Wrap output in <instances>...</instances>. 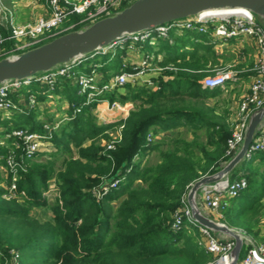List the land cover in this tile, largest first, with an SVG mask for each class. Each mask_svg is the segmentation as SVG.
<instances>
[{"label": "trees", "instance_id": "obj_1", "mask_svg": "<svg viewBox=\"0 0 264 264\" xmlns=\"http://www.w3.org/2000/svg\"><path fill=\"white\" fill-rule=\"evenodd\" d=\"M1 3L5 9L13 5L12 0H1ZM81 19L71 16L75 23ZM81 29L78 26L71 32ZM10 33L9 25L2 29L3 37H9ZM13 45L14 41H7L3 47L9 49ZM122 55L124 51L113 57L111 53L105 55L102 68L105 81L128 71L123 67ZM196 55L197 50L176 53L166 60V66L172 64L178 70L165 72L158 82L159 90L127 84L121 88L123 93L116 89L104 94L100 99L111 103L137 104L120 123L99 125L92 113L96 104H86L87 97L78 95L79 87L71 83V78L58 81L57 86H64L69 97L71 119L54 132L52 151L38 154L29 162L27 172L21 174L20 198L4 199V185L10 179L0 170V251L5 256L12 250L19 252L20 264L210 262L213 256L199 245L203 236L197 227L185 221L180 231L172 229L174 215L183 209L191 185L206 174H215L232 158L226 156L231 137L228 124L217 118L213 108H206L207 99L218 92L203 89L200 81L204 75L189 72L202 70L187 61H195ZM97 59L94 57L85 63L93 66ZM114 60L118 63L115 71L110 68ZM81 66L75 69L81 72ZM78 108L80 112L74 115ZM31 113L15 116L13 129L43 133L44 123L34 121ZM2 123L7 125V121ZM118 126L123 127L122 141L114 151L105 152L102 144L111 139L110 133ZM184 127L193 131V141L164 137L148 145L150 133L157 136ZM200 131H205V143L199 141ZM166 142L170 149L160 151L157 164L136 163V157L143 151L160 150ZM7 152L6 146L0 145V169ZM48 154L51 158L44 161L43 156ZM63 156L66 158L62 168L57 169L56 161ZM257 161L264 162V152L239 165L241 172L248 173L243 175L248 188L224 212V223L230 227L241 225L248 232L252 228L251 220L242 223L240 219L250 217L251 213L257 216L264 197V180L257 179L253 167ZM121 178L125 179L118 188H112L101 199L94 196L96 187ZM52 184L58 188L59 197L46 196ZM36 209H46V219H38L33 213ZM0 264H4L1 255Z\"/></svg>", "mask_w": 264, "mask_h": 264}, {"label": "built area", "instance_id": "obj_2", "mask_svg": "<svg viewBox=\"0 0 264 264\" xmlns=\"http://www.w3.org/2000/svg\"><path fill=\"white\" fill-rule=\"evenodd\" d=\"M44 1L48 10L47 17L39 18L35 23L18 26L14 25L13 21L10 19L9 28L11 33L9 37L5 38L3 37L2 29L7 26L5 27L3 24L2 11H4V9L0 0V60L4 58H14L22 52H25L24 48H31V45L40 42L42 40L40 38L41 36L56 30L73 15H83L85 19L73 25L70 28L72 30L78 26L90 25L102 18L113 16L120 12L126 4L130 5L136 0H85L80 5L74 6H70L65 0ZM210 27L213 29L212 35L218 40L228 42L240 36H247L254 39L260 48V56L255 67L256 77L251 85L250 92L241 100L238 111L232 118L233 133L227 142L226 156L233 157L245 140L251 117L264 107V26L259 23L253 15L234 14L221 18H205L200 15L185 20L175 21L159 26L153 31L124 37L113 43L109 48H105L91 55L89 58L92 59L96 55L106 54L107 50L115 48L124 49L130 45V43H145L154 38V36L158 39L166 38L170 31L174 29L209 34ZM23 39H28L33 44L30 43L31 45L24 44L20 46L19 43H21ZM7 41H14L13 47L9 49L4 48L3 45ZM81 64L82 60H78L61 65L50 72L38 74L31 79L6 82L0 87V111H9L12 107L14 109H19L10 98L9 93L11 91H19L21 88L29 87L33 83L46 85L50 91H54L58 81L64 77L71 78L75 81L79 87L78 95L87 97L86 104L98 99L99 102H103L100 98H102L104 94L122 88L127 84L135 85L139 83L141 77L152 68L151 56L146 55L141 65L135 68L133 72H123L100 85L98 81L99 73H97V71L80 72L75 69ZM164 70L177 72L178 69L174 66H168ZM232 78L233 75L231 72L220 71L212 76L205 77L201 84L204 89H224L228 81ZM147 83L150 88L155 90L160 89L159 85L153 80H149ZM36 99V97H31V103L34 104ZM109 106L112 110H126L125 107H121L119 102L109 103ZM79 112L80 108L76 109L74 115ZM70 119L71 118H68L67 120L69 121ZM58 128V125L46 124L43 133L30 132L27 129H15L5 134V139L12 141V146L8 147L9 151L4 157L5 167L1 169V172L10 179L9 186L6 188L4 194V199L14 200L20 198L18 195V182L21 174L27 172L29 162L35 159L38 154L43 151H50L49 147L52 146V134ZM122 128L123 127L120 128L117 137H112L110 140L103 142L102 147L105 152L114 151L117 145L121 143ZM155 140L156 136L150 133L147 137L148 145L152 144ZM261 152H264V124L257 131L254 141L249 148L246 160H251L257 153ZM123 179L125 178L103 183L99 188L93 190L94 196L97 199H101L112 188H118ZM247 188L248 181L244 176H240L234 181H230V179L226 181L223 180L216 183L211 190L204 194L203 202L208 210L215 212L222 219L224 217L223 212L228 207L229 200L238 198ZM53 192L56 193L54 194L55 196L59 197L58 188H50L46 196L48 193ZM183 203V209L176 212L174 215L172 229L174 231H180L185 221H187V224L197 227L202 234L203 240L198 242L199 245L203 246L209 254L218 258L214 264H222L223 261L231 259L232 252L236 247V241L230 237L229 239H220L209 229L199 226L193 219L192 211L186 202V197ZM233 230H235L240 237L242 236L241 238L244 244L243 249L244 247L246 248L244 255L240 256L237 264H264V244L257 243L251 236L241 230ZM0 255L4 258V264H20L21 254L17 251H10L9 256H5L4 253L0 251Z\"/></svg>", "mask_w": 264, "mask_h": 264}, {"label": "water", "instance_id": "obj_3", "mask_svg": "<svg viewBox=\"0 0 264 264\" xmlns=\"http://www.w3.org/2000/svg\"><path fill=\"white\" fill-rule=\"evenodd\" d=\"M245 10L264 26V0H136L113 16L62 35L44 45L25 51L14 58L0 60V87L9 81L31 79L38 74L82 60L109 48L124 37L153 31L155 28L203 16L210 10ZM264 124V107L249 121L245 140L231 160L213 175L204 176L191 185L186 202L193 219L199 226L224 234L236 241L231 264H237L243 251L242 238L227 225L206 217L197 204V194L202 187L230 179V174L246 160L259 128Z\"/></svg>", "mask_w": 264, "mask_h": 264}, {"label": "crops", "instance_id": "obj_4", "mask_svg": "<svg viewBox=\"0 0 264 264\" xmlns=\"http://www.w3.org/2000/svg\"><path fill=\"white\" fill-rule=\"evenodd\" d=\"M22 2L24 1H21L18 3L12 0V3H13L12 7H10L9 9H5L3 7V9L6 12L8 11V13L10 14H12L11 9L21 11L25 16H28V15L30 16V21L36 20L37 18L39 19V18L48 16V10L45 9L44 6L38 5L36 0L25 1V4ZM24 9H29V10H26L25 12ZM240 14H243V13H240ZM210 16L213 17L216 15L210 14L207 17H210ZM10 19L13 21V18H10ZM3 29H6V28H3ZM212 30L213 29L210 27L209 34L198 33L199 37L193 36L196 46L195 47L193 46V49L191 50L187 48L188 46H185L184 50L187 51V53L189 54V52L196 53V50L198 53V49L205 48V49L211 50V48H213L216 51V53L220 51V53L223 54L224 50L222 49L224 48L226 49L225 52L228 54L227 58L232 59L230 62L231 64L228 67H230L234 71V72H231L233 75V78L228 81L224 89L211 90L212 92L217 91L218 93L217 95L212 96L209 99H207V101H209V103L208 102L207 103L208 105L211 104L210 106L211 108L215 110L217 117H220L221 119L226 120V122L228 123V121L230 120L232 121L234 110L230 107L229 104H227L229 103L230 99L227 98L224 100L221 98V95H223L224 97H226L227 94H229L231 97L234 96L232 98L234 101L236 99L237 92L241 91V89H244V87H246L245 81H249L248 82L249 84L248 93L250 92L251 85L256 77V73L252 68L254 66V63H257L259 59L260 48L254 39L249 38L247 36H240V37L231 39L228 42H223L221 40L216 39L212 35ZM186 32L187 30L174 29L170 31L169 35L166 38H159V39L152 38L145 43H139V44L130 43V45L122 49L124 51V56H125V58H122L123 67L125 69H128L127 72H133L135 68H138L141 65L146 55H150L151 63L153 67L149 72L145 73L141 78H142V81L153 80L154 82L158 84L159 80H161L164 77L165 72L169 71V70H164L166 67L170 66V65L166 66L164 62L172 57L170 53L166 51H162L161 46H159V40L168 41L169 45L175 46L177 45V43H179L180 40H185V38L187 37ZM188 32L193 33V31H188ZM194 33H197V32H194ZM147 44L150 46V48L154 47L155 51L153 50V52H150L149 51L150 48H147ZM178 54L182 55L183 53L182 51H180ZM217 60L223 63V59L217 58ZM99 79H100L99 80L100 82H103L106 80V76L102 72V68H101V72L99 73ZM71 83L73 84V82ZM139 86H142V85L139 84ZM118 90L122 93L124 91L121 88ZM64 91H65L64 86L58 87L57 90H55L54 92L55 94L53 95L49 91V88L46 85L39 84V83H33L29 87H26L25 90L20 92V95L22 94V98H21L22 100L20 101V104H19L20 105L19 109L21 108L20 109L21 111L16 112L14 116H18L19 114H28L26 111H24V109L27 108L26 105L28 101V93H36L37 101L39 102L40 107L43 109V106H45V104L51 103L52 105H54L53 101H57L56 102L57 105L63 103V101L70 103L69 97L67 94H65ZM40 98L42 100H40ZM16 100L18 101L17 98ZM226 104L228 105V107L225 106ZM236 104L237 103H234V106H233L234 108L236 107ZM122 106L125 107L126 109L125 111L121 109L109 111L107 104L106 105L102 104L100 106L101 108L94 111L93 115L96 117L97 123L99 125H104L107 122L120 123L122 121H125L129 117L130 112L137 107V104L134 102H127L125 104H121V107ZM38 110H39V107L35 108L34 111L36 112V114L33 111L31 114H33L34 121L43 123L44 121H42V118L39 115H37ZM65 114L67 116L63 117L62 119L63 121L64 119L70 117L69 111H67ZM45 123H44V126L47 124ZM2 124H3L2 126H6L4 123ZM169 135H170L169 132L159 134L156 136V141L161 140L163 137L169 136ZM51 151H52V148L50 149V152ZM50 152H46V153H50ZM41 153H44V151ZM152 156H154L153 151H143L141 154H139L136 157V163H141L142 166H146L149 159H151ZM158 162L159 161H157L156 163ZM213 186L214 184H209L207 186L202 187L201 190L197 194L196 200H197V204L202 214H204L206 217L214 221L220 222L221 218L215 212L208 210L203 202L204 194L207 191L211 190ZM52 195L54 196L53 193L47 196L50 198V196ZM37 211H39L38 212L39 216H36L38 219L40 220L46 219L47 217L46 209H36L35 212ZM217 237L220 239H229V237L225 236L224 234H220V233L217 234Z\"/></svg>", "mask_w": 264, "mask_h": 264}, {"label": "rangeland", "instance_id": "obj_5", "mask_svg": "<svg viewBox=\"0 0 264 264\" xmlns=\"http://www.w3.org/2000/svg\"><path fill=\"white\" fill-rule=\"evenodd\" d=\"M13 1H16L18 3L21 2V1H24L22 3L25 4V1H30V0H13ZM65 1L68 2V4H70V6H74V5H80L85 0H65ZM36 2H37L38 5L44 6L45 9H47V6H46L44 0H36ZM26 10H29V9H24L25 12H26ZM11 12H12V14L8 13V11L7 12L6 11H2L3 24H4L5 27L7 25H9V19L10 18H13V23H14V25H17V26L18 25H25V24H28V23H35L38 20V18L37 19L35 18L36 20L30 21V16L29 15L25 16L21 11H18V10L11 9ZM77 16H80L82 18L81 20L85 19V16H83V15H77ZM75 24H76L75 22L71 21V17H70L64 23H62L56 30H53V31H51L49 33H45L44 36H41L40 38L42 40L40 42L36 43L35 45L32 42H30L28 39H23L21 41V43H19V44H20V46H22L24 44L32 43L33 45L30 44L32 46L31 48H29V47L24 48L25 51L31 50L33 48L38 47L39 45H41L42 43H44L48 39L53 38V37H55V36H57V35H59V34H61L63 32H65V33L71 32L72 29H70V28L73 25H75ZM83 26L85 27V26H88V25H83ZM83 26H81V28ZM186 35H187V37L185 38V40H180L179 43H177V45H175V46L169 45V42L165 41V40H159V46H161L162 51H166V52L170 53L171 55H175L176 53H179L180 51H182L183 54H188L187 51L184 50V46H188L187 48L189 50L193 49V46L194 47L196 46L194 37H199V34L187 31ZM154 38L158 39L156 36H154ZM147 48H150V46L148 44H147ZM153 50L155 51L154 47L149 49L150 52H153ZM222 50H224L223 54H221L220 51H218L217 52L218 54H217L216 51L213 48H211V50H208V49H205V48L198 49V53L196 55L195 61L194 60H187V61H189L188 63H190L192 67L196 66V67H199L197 69H202V70H192V71H189V72L192 73V74L204 75V77L200 81L201 83H202V81H203V79L205 77L212 76V75L216 74L217 72H220V71L234 72L230 67H228L231 64L230 62H231L232 59L231 58H227L228 54L225 52V50H226L225 48L222 49ZM121 51H123L121 48L120 49L119 48H115V49H112V50H107L106 54L111 53L112 57H113L114 54L119 55L121 53ZM22 53H24V52H22ZM106 54L96 55L95 57H97L98 59H97V62H95V64H93V66H92V63H90V64L89 63H82V66H81L82 68L81 69L84 72H90V71L93 70V71H97V73H100L101 72V68H103V63L106 60V57H105ZM122 58H125V56L122 55ZM217 58L223 59V63L218 61ZM116 60H118V58ZM178 63H181V62H178ZM117 66H118V63L114 60L113 63L110 65V68H111V70L115 71L117 69ZM151 66L153 67L152 64H151ZM170 66H173V65L171 64ZM255 67H256V63H254V66L252 68L254 71H255ZM193 69H196V68H193ZM98 78H99V76H98ZM99 80L100 79H98V81ZM147 81H149V80L142 81V78H141L139 83H137V84H135L133 86H139V84H141L142 86L150 88L147 85L148 84ZM72 82H73V84H75V81L73 79H72ZM105 82L106 81H103V82L99 81L100 85L105 83ZM245 82H246L245 83L246 87H244V89H241V91L237 92V96H236V99L234 101L232 99L234 96L231 97L229 94H227L226 97H224L223 95H221V98L224 99V100L227 99V98L230 99L229 103H227V104H229L230 107L234 110V111L232 110L233 111V117L238 111L239 104H240L241 100L248 94V86H249L248 82L249 81H245ZM55 87H56L55 90H57L58 86L56 85ZM151 89H153V88H151ZM23 90H25V87L21 88L19 91H15V92L11 91L9 93L10 98L13 100L15 105L18 106V107L20 106L19 104H20V101L22 100L21 99L22 98V94L20 95V92H22ZM55 90L54 91H50L49 90V91L54 95L55 94L54 93ZM110 92H112V91H110ZM31 97H37L36 93H28V101H27V105H26L27 108L24 109V111H26L27 113H30L31 111L35 112L34 109L39 107L37 115H39L42 118V121H44L43 123L46 122L49 125H58L59 128L65 122L68 121L67 120L68 118L64 119V121L62 119H63V117L67 116L65 113L67 111H69L70 106H71L70 103H67L66 101L65 102L63 101V103L57 105L56 104L57 101H53L54 105H52L51 103L50 104H45V106H43V109H42L40 107V104L37 101V99H36V102L34 104L31 103ZM16 98L18 99V101L16 100ZM102 101L103 102H99V99H98V100H96L94 102H91V103L87 104V105L96 104V107L93 108L92 113H94V111H96L99 108H101L100 106L102 104H105V105L107 104L108 110L109 111L112 110V109H110V106H109V103H111L110 101L104 100V99H102ZM207 102L209 103V101H206V108H211V106H210L211 104L208 105ZM234 103H237L235 108L233 107ZM120 104H122V103H120ZM227 104L225 106L228 107ZM16 112H20V110L19 109H14L13 107L9 111H4V110L0 111V128H1L0 129L1 130L0 131V145L6 146L7 150H8L9 146L10 147L12 146L11 145L12 141L6 140L5 139V134L15 130V129H13L12 123H14L13 122L14 119H15L14 115L16 114ZM35 114H36V112H35ZM220 115H221V113H220ZM69 116H70V114H69ZM217 118L221 122H225L226 124H228L229 129L231 131V135H232V133H233V122L230 120L227 123L226 120H223L220 117H217ZM3 120L7 121V125L6 126H2L3 125L2 122H4ZM106 124H111V122H107ZM112 124H114V123H112ZM9 127H11L12 129H10ZM59 128L56 131H58ZM119 132H120V127L118 126L114 131H112L110 133V138L117 137L119 135ZM169 134H170L169 136H165V137L170 138V139L173 138V139L186 140L188 142H191V141L194 140L193 131L191 129L185 128V127L184 128H179V129L175 130V132L171 131V132H169ZM52 135H54V132H53ZM198 135L200 136L199 141L202 142V143H205L206 142L205 131L198 132ZM49 148L51 149L52 146L49 147ZM168 149H170V145H169V142H166V144H163V146L161 147L160 150L153 151L154 156H152L151 159H149V161H148L146 166H150V165L152 166V165L157 164L156 162L160 160V157H159L160 156V151H165V150H168ZM66 156L69 157V155H66ZM66 156L65 157L64 156L60 157L56 161V168L57 169H61L62 168V162H63L64 158H66ZM74 156H76V155L74 154ZM50 158H51V155H49V154L43 156V160L44 161L49 160ZM4 167H5V164H4V166L1 169H3ZM253 167L255 169V172H257V175H258L257 179L260 180V181H263L264 180V162L257 161L253 165ZM208 175H210V174H206L204 176H208ZM243 175H248V173L247 172H241L240 171V167H237L230 174V181H234V180L238 179L240 176H243ZM204 176H202L201 178H203ZM8 186H9L8 184L4 185L5 188H8ZM99 187L100 186H98L96 188H99ZM51 188L57 189V187H55L54 185L51 186ZM50 194L51 193H48L47 195H50ZM53 194H56V193L53 192ZM186 198H187V195H186ZM117 204H118V202L115 203V205H117ZM233 205H234L233 200H229L228 207L224 210V212H226L228 209H231L233 207ZM38 212L39 211H37V212L34 211L33 213H34L35 216H39ZM224 212H223V214H224ZM254 216L255 215H253L251 213V215H250L251 218L250 217H242L240 219V222H242V223H248L249 220H251L252 228H251V231H249V232L246 231V229L243 228L241 225H240V227H230V226H228L226 223H224V220L226 219L225 216L221 219L220 223H223V224L227 225L228 227H230L232 229L241 230L242 232H244L247 235L251 236L257 243L264 244V197L261 199V207L258 209L257 216H255V218H254ZM253 218L255 220H257L256 223L253 221ZM213 233H214L215 236H217V234H218L216 232H213ZM245 249L246 248L244 247L241 256L244 255ZM217 259L218 258L213 256V258L207 264H211V263L214 264L215 261H217Z\"/></svg>", "mask_w": 264, "mask_h": 264}, {"label": "bare ground", "instance_id": "obj_6", "mask_svg": "<svg viewBox=\"0 0 264 264\" xmlns=\"http://www.w3.org/2000/svg\"><path fill=\"white\" fill-rule=\"evenodd\" d=\"M240 13H243V14H240ZM210 14H213V15H216V16L207 17ZM234 14L244 15V14H249V13L247 11H245V10H240V9H237V10L222 9V10H210V11H207V12H205L203 14V16H205V18L206 17L207 18H221V17L231 16V15H234ZM231 261H232V258L229 259V260L223 261L222 264H231Z\"/></svg>", "mask_w": 264, "mask_h": 264}]
</instances>
